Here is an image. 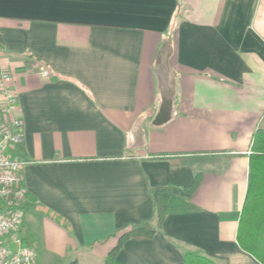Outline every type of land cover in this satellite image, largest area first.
I'll return each instance as SVG.
<instances>
[{
    "label": "crops",
    "instance_id": "crops-1",
    "mask_svg": "<svg viewBox=\"0 0 264 264\" xmlns=\"http://www.w3.org/2000/svg\"><path fill=\"white\" fill-rule=\"evenodd\" d=\"M0 65L22 120L36 264H102L127 225L152 219L149 188L172 170L199 180L192 196L173 195L163 226L117 261L183 264L191 249L262 264L236 233L264 128V0H0ZM164 79L174 117L155 128Z\"/></svg>",
    "mask_w": 264,
    "mask_h": 264
},
{
    "label": "trees",
    "instance_id": "trees-1",
    "mask_svg": "<svg viewBox=\"0 0 264 264\" xmlns=\"http://www.w3.org/2000/svg\"><path fill=\"white\" fill-rule=\"evenodd\" d=\"M174 171L172 170V180L169 184L149 188L153 203L152 219L127 225L119 235L116 246L108 252L102 264H121L116 257L126 241L151 238L163 226L167 204L173 195L190 199L199 180L179 184L175 182ZM236 240L243 251L264 264V128H258L252 137L248 187L238 221ZM182 255L183 264H217L197 250L184 249ZM69 264L78 263L73 260Z\"/></svg>",
    "mask_w": 264,
    "mask_h": 264
},
{
    "label": "built area",
    "instance_id": "built-area-1",
    "mask_svg": "<svg viewBox=\"0 0 264 264\" xmlns=\"http://www.w3.org/2000/svg\"><path fill=\"white\" fill-rule=\"evenodd\" d=\"M49 75L42 70L43 78ZM8 81L9 72L0 65V264H36V254L22 236L27 191L24 163L14 156L22 141V120L15 116L16 95Z\"/></svg>",
    "mask_w": 264,
    "mask_h": 264
},
{
    "label": "water",
    "instance_id": "water-1",
    "mask_svg": "<svg viewBox=\"0 0 264 264\" xmlns=\"http://www.w3.org/2000/svg\"><path fill=\"white\" fill-rule=\"evenodd\" d=\"M159 91V107L151 121V125L155 128L166 125L174 117V101L176 95V87L173 80H161L158 84Z\"/></svg>",
    "mask_w": 264,
    "mask_h": 264
},
{
    "label": "rangeland",
    "instance_id": "rangeland-1",
    "mask_svg": "<svg viewBox=\"0 0 264 264\" xmlns=\"http://www.w3.org/2000/svg\"><path fill=\"white\" fill-rule=\"evenodd\" d=\"M77 254L79 255V254H81V253L78 252ZM74 260H75V258H74ZM72 261H73V259H72ZM69 263H70V262H68L67 264H69ZM55 264H56V263H55Z\"/></svg>",
    "mask_w": 264,
    "mask_h": 264
}]
</instances>
